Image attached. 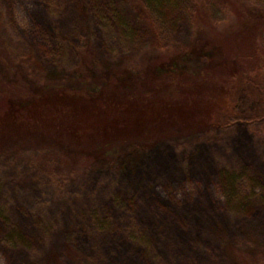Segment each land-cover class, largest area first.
<instances>
[{"label": "rangeland", "instance_id": "rangeland-1", "mask_svg": "<svg viewBox=\"0 0 264 264\" xmlns=\"http://www.w3.org/2000/svg\"><path fill=\"white\" fill-rule=\"evenodd\" d=\"M204 1L223 8L219 19L204 23L182 0H150L163 25L158 37L133 0H0V25L14 41L2 54H22L19 82L39 92L92 93L116 71L131 91L144 58L175 47L188 51L170 70L197 74L222 61L219 48L197 45L201 37L264 60V0ZM80 51L90 59L87 81L74 71ZM0 75L14 80L1 64ZM243 85L235 113L242 117L223 132L161 124L131 107L120 116L128 131L97 140L102 155L82 172L61 159L82 148L73 139L82 123L67 119L54 137L41 126L21 131L11 117L0 126V154L53 160L62 182L57 189L39 179L31 189L24 178L0 175V264H264V89ZM171 99L176 108L189 105L167 89L150 108L159 112Z\"/></svg>", "mask_w": 264, "mask_h": 264}, {"label": "trees", "instance_id": "trees-1", "mask_svg": "<svg viewBox=\"0 0 264 264\" xmlns=\"http://www.w3.org/2000/svg\"><path fill=\"white\" fill-rule=\"evenodd\" d=\"M149 1L133 0V3L142 8L154 33L158 37H162V22ZM182 2L204 23L219 19L218 15L223 12V8H218L204 0H182ZM242 35L243 33L240 36ZM236 37L228 38L234 42L235 39L239 40V37ZM203 38L196 40L197 45H201L206 53L208 52L206 49L219 48L222 61L194 75L174 73L170 70V62L188 51L185 48L175 47L155 52L148 56L149 58H144L145 61L142 64L144 71L139 77V82L131 91H126L119 86V73L116 71L102 87L92 93H89L87 88H56L39 92L34 91L26 83L19 82L18 66L22 54L19 55L18 52H14V54L11 52L10 56L2 54L4 51H13L14 41L0 25V64L5 67L8 73L14 74L15 80L6 81L0 75V126L9 124L11 117H14L13 122L21 131L41 126L47 129L44 131H48L52 136L60 137L62 135L60 128L64 127V124L66 125L67 119L72 118L82 123L83 125H79L81 128L73 137L74 140L82 143L80 145L82 148L71 151L61 158L66 162V166H71L74 171L78 172H82L102 155L94 148L97 140L102 136L106 138L128 131L120 116L127 113L126 111L131 107H139L141 115L159 116L161 124L189 125L193 123L192 125L195 126L205 125L212 133L223 132L232 125V121L238 122L242 117L235 113H238L236 112L239 103L237 101L238 90L245 87L243 84L251 83L258 89H264V60L260 61L261 53L258 54L257 51H241L231 54L224 50L225 47L219 38L210 37L209 40ZM87 52L80 51L79 62L74 68V71L84 81H87L90 68ZM198 88L206 89L207 92L200 95L201 99L196 100L194 96L197 94H194V91ZM167 89L174 90L180 95L183 94L189 105L176 108L171 99L166 101L163 110L159 112H156L157 109L151 110L153 96ZM210 105H212L211 108ZM262 113L264 114V112ZM2 115L5 117L3 118ZM261 117L260 119H264V116ZM250 118L252 119L247 120L249 124L257 121L254 116ZM8 119L9 121H6ZM95 119L94 126L91 122ZM243 119L246 118L243 117ZM103 120H110V123L106 127H102V131H99L97 128L100 121ZM91 127H94V130ZM96 129L97 134H95ZM2 132L3 130L0 129V134ZM54 166L53 160L38 159L32 154H23L12 158L3 157L0 154V175L8 174L7 178L1 179L9 178L15 182L24 178L27 188L31 189L39 188L43 183H49L59 189L62 181H60V177L54 175ZM39 179L43 181L42 184ZM64 182L66 183V181ZM31 204L34 206V212L38 213L39 201L35 198Z\"/></svg>", "mask_w": 264, "mask_h": 264}]
</instances>
